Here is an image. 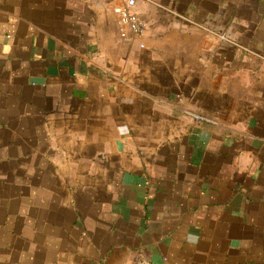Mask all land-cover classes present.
Returning <instances> with one entry per match:
<instances>
[{
	"label": "crops",
	"instance_id": "0c3cea01",
	"mask_svg": "<svg viewBox=\"0 0 264 264\" xmlns=\"http://www.w3.org/2000/svg\"><path fill=\"white\" fill-rule=\"evenodd\" d=\"M124 3L0 0V264H264V0Z\"/></svg>",
	"mask_w": 264,
	"mask_h": 264
},
{
	"label": "built area",
	"instance_id": "2783aa9c",
	"mask_svg": "<svg viewBox=\"0 0 264 264\" xmlns=\"http://www.w3.org/2000/svg\"><path fill=\"white\" fill-rule=\"evenodd\" d=\"M139 0H125L124 5L115 8V14L119 17L120 36L124 41H131L133 38H142L145 33V24L135 12ZM143 45L141 44V47ZM186 114L195 122L202 124L217 125V121L201 113L187 111ZM136 264H158L142 260ZM167 264V263H160Z\"/></svg>",
	"mask_w": 264,
	"mask_h": 264
}]
</instances>
